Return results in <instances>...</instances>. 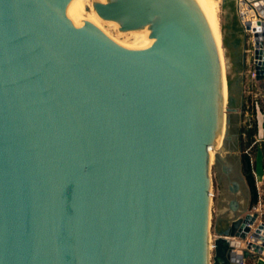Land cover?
Here are the masks:
<instances>
[{
    "label": "water",
    "instance_id": "obj_1",
    "mask_svg": "<svg viewBox=\"0 0 264 264\" xmlns=\"http://www.w3.org/2000/svg\"><path fill=\"white\" fill-rule=\"evenodd\" d=\"M251 1L260 79L264 0ZM225 86L207 0H0V264L263 253L226 153ZM226 124L216 159L241 182L229 180L233 216L212 240L210 149Z\"/></svg>",
    "mask_w": 264,
    "mask_h": 264
},
{
    "label": "rangeland",
    "instance_id": "obj_2",
    "mask_svg": "<svg viewBox=\"0 0 264 264\" xmlns=\"http://www.w3.org/2000/svg\"><path fill=\"white\" fill-rule=\"evenodd\" d=\"M231 1H234V5H232ZM238 1L227 0L226 4L223 5V0H220L218 13L222 32L221 46L224 54V75L227 84L226 116L229 115L231 117L232 131L237 133L235 138L237 148L233 152L226 150V153H231L233 162L241 158L244 153H248L254 165L256 178L259 172L264 171V78H258L254 58V37L243 26ZM251 6L255 9L253 5ZM240 27L243 30L242 37ZM233 107L237 109L235 112L229 110V108ZM255 125L258 126V130L254 137L251 138L248 132ZM240 164V170L243 175L241 161ZM211 176L210 231L213 240L216 236L217 224L225 226L233 216V212L229 208V201L233 194L228 189V175L222 171V167L216 157L211 162ZM238 176V168L234 165L231 177L236 178ZM241 191L237 194V198L241 206L247 208V211L242 213V215L247 213L258 214L254 225L255 228L260 223H264V186L262 190L258 188L259 201L255 205L251 203L247 182L242 185ZM246 195H248V198H246ZM220 218L221 222L219 221ZM245 241L247 243L248 239ZM260 254L262 253L253 252L250 256L255 257Z\"/></svg>",
    "mask_w": 264,
    "mask_h": 264
},
{
    "label": "bare ground",
    "instance_id": "obj_3",
    "mask_svg": "<svg viewBox=\"0 0 264 264\" xmlns=\"http://www.w3.org/2000/svg\"><path fill=\"white\" fill-rule=\"evenodd\" d=\"M219 1L220 0H207V9H208L209 17H210V22H211L213 34H214V37H215L216 42L218 44V47L220 49V54L222 57V65H223V69H224V73H225L224 54H223V48L221 46L222 32H221V24H220V19H219V14H218L219 13V4H220ZM240 14L245 20L255 21V11L252 9V6L249 5L247 2L242 1V0L240 2ZM226 89H227V84L225 86V102H226ZM226 134H227V124L224 126L222 135L220 136L216 147L210 149V164H211L213 158H215V157L217 158L218 150L222 149V147L224 145V139L226 138ZM233 171H234V167H233V170L231 171V173H233ZM231 173L228 175V179L230 180V182L232 180L240 181V176L233 178V177H231ZM240 191H238L236 193V196ZM257 243H262V240L258 239Z\"/></svg>",
    "mask_w": 264,
    "mask_h": 264
},
{
    "label": "trees",
    "instance_id": "obj_4",
    "mask_svg": "<svg viewBox=\"0 0 264 264\" xmlns=\"http://www.w3.org/2000/svg\"><path fill=\"white\" fill-rule=\"evenodd\" d=\"M230 83H231V81H230ZM263 127H264V123H263ZM257 130H258V126L255 125L253 127V129L249 130V132H248L249 137H251V138L254 137ZM263 157H264V153H263ZM242 172H243V175H244L245 180L247 182V185L249 187L251 203L253 205H255L259 201V191H258V187H257V183H256V178L254 175V165H253V163L251 161V157L248 153H244L242 155Z\"/></svg>",
    "mask_w": 264,
    "mask_h": 264
},
{
    "label": "crops",
    "instance_id": "obj_5",
    "mask_svg": "<svg viewBox=\"0 0 264 264\" xmlns=\"http://www.w3.org/2000/svg\"><path fill=\"white\" fill-rule=\"evenodd\" d=\"M240 32H241V37L243 34V30L240 27ZM235 68V66H233ZM256 180H257V186L259 188V190H262V187L264 186V171L263 172H259L256 175ZM245 264H264V252L260 255H256L254 256H249L246 258L245 260Z\"/></svg>",
    "mask_w": 264,
    "mask_h": 264
},
{
    "label": "built area",
    "instance_id": "obj_6",
    "mask_svg": "<svg viewBox=\"0 0 264 264\" xmlns=\"http://www.w3.org/2000/svg\"><path fill=\"white\" fill-rule=\"evenodd\" d=\"M242 1H245V2H249L248 4L249 5H253L254 6V1H251V0H242ZM240 2H241V0H239L238 1V3H239V7H240ZM255 7V6H254ZM240 9V8H239ZM253 9V8H252ZM254 11H255V20H257L258 19V13L256 12V10L255 9H253ZM240 16H241V14H240ZM241 19H242V23H243V25H244V23H245V21H248V20H245L242 16H241ZM244 28H245V26H244ZM248 32H250V33H252L253 34V32H251L250 30H247ZM254 37V36H253ZM246 260V259H245ZM245 260H244V262H242L241 264H245Z\"/></svg>",
    "mask_w": 264,
    "mask_h": 264
},
{
    "label": "flooded vegetation",
    "instance_id": "obj_7",
    "mask_svg": "<svg viewBox=\"0 0 264 264\" xmlns=\"http://www.w3.org/2000/svg\"><path fill=\"white\" fill-rule=\"evenodd\" d=\"M240 161L242 162V157L240 158ZM245 178V177H244Z\"/></svg>",
    "mask_w": 264,
    "mask_h": 264
}]
</instances>
